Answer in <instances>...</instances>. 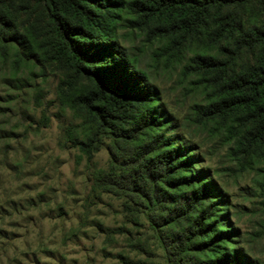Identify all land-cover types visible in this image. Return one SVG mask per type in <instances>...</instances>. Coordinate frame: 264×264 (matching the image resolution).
<instances>
[{"label":"trees","instance_id":"1","mask_svg":"<svg viewBox=\"0 0 264 264\" xmlns=\"http://www.w3.org/2000/svg\"><path fill=\"white\" fill-rule=\"evenodd\" d=\"M122 22L200 91L190 118L221 135L236 170L256 169L264 212V0H0V58L64 70L59 103L78 119L65 143L87 160L108 154L92 194L116 196L128 222L147 223L166 264H253L222 189L120 44ZM48 121L42 109L36 123Z\"/></svg>","mask_w":264,"mask_h":264},{"label":"rangeland","instance_id":"2","mask_svg":"<svg viewBox=\"0 0 264 264\" xmlns=\"http://www.w3.org/2000/svg\"><path fill=\"white\" fill-rule=\"evenodd\" d=\"M117 31L120 44L150 74L178 131L195 146L198 165L222 189L239 246L253 264H264L256 169L236 170L221 135L192 121L191 107L202 95L189 77H181L179 64L156 60L157 43L125 22ZM42 66L14 69L10 59L0 58V264H121L120 258L166 264L147 223L128 222L116 196L92 194V171L106 165L108 154L103 147L87 160L65 143L66 126L78 120L59 103L65 71ZM34 92L40 106L33 101ZM42 109L49 117L46 126L36 123Z\"/></svg>","mask_w":264,"mask_h":264}]
</instances>
